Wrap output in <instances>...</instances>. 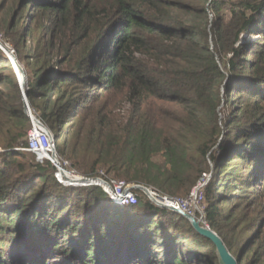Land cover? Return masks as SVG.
Listing matches in <instances>:
<instances>
[{
    "label": "trees",
    "instance_id": "1",
    "mask_svg": "<svg viewBox=\"0 0 264 264\" xmlns=\"http://www.w3.org/2000/svg\"><path fill=\"white\" fill-rule=\"evenodd\" d=\"M0 33L74 170L175 198L210 174L207 225L264 264V0H0ZM31 128L0 50V264H220L142 193L59 184L22 150Z\"/></svg>",
    "mask_w": 264,
    "mask_h": 264
},
{
    "label": "built area",
    "instance_id": "2",
    "mask_svg": "<svg viewBox=\"0 0 264 264\" xmlns=\"http://www.w3.org/2000/svg\"><path fill=\"white\" fill-rule=\"evenodd\" d=\"M215 1L208 0L210 5ZM6 46L12 54H15L11 46ZM17 74L23 90L24 99H26V92L22 86V77L19 73ZM30 119L32 128L28 134L29 148L24 150L25 152L34 154L37 161L41 164L50 162L57 170L55 179L59 184L66 187H99L119 206L137 205L142 193L157 207L172 212L173 210L181 211L201 221L203 226L209 227L206 222L207 205L205 204L206 199L204 193L210 181L208 175L205 176L207 182H199L185 199L169 197L151 188H147L150 192V196H148L143 190L139 189V185L109 178L102 171L96 176H83L73 169L72 164L68 160L58 156L55 138L53 139V134L42 125V122L36 119L33 114H31ZM196 214L200 217H196Z\"/></svg>",
    "mask_w": 264,
    "mask_h": 264
},
{
    "label": "water",
    "instance_id": "3",
    "mask_svg": "<svg viewBox=\"0 0 264 264\" xmlns=\"http://www.w3.org/2000/svg\"><path fill=\"white\" fill-rule=\"evenodd\" d=\"M0 49L3 51L7 59L11 62V64L14 66L15 70L17 73H19L22 77V86L26 92V99L25 101V109H26V114L30 117L32 114L30 104H29V99H28V94H27V77L25 74V71L23 67L19 64L18 59L15 54H12L9 50V48L4 45L0 41ZM42 125L49 130L43 123ZM51 133V131L49 130ZM52 134V133H51ZM54 139V137H53ZM141 190H143L148 196H150V192L147 189V187L140 186ZM173 212L178 213L188 219L190 223L192 224L193 228L204 238L210 240L215 247L217 248V252L219 255L220 259V264H239L238 260L231 254L229 249L227 248L225 242L223 239L216 233L214 232L210 227L203 226L201 221L197 220L195 217L189 216L181 211H176L173 210Z\"/></svg>",
    "mask_w": 264,
    "mask_h": 264
},
{
    "label": "rangeland",
    "instance_id": "4",
    "mask_svg": "<svg viewBox=\"0 0 264 264\" xmlns=\"http://www.w3.org/2000/svg\"><path fill=\"white\" fill-rule=\"evenodd\" d=\"M0 41L2 42V41H4V38H3V34H1L0 33ZM6 45H9L8 43L6 44ZM10 46V45H9ZM13 48V47H12ZM1 50V49H0ZM14 50V49H13ZM2 51V50H1ZM3 52V51H2ZM20 64V63H19ZM13 66V65H12ZM14 67V66H13ZM14 70H15V68H14ZM15 72H16V70H15ZM16 74H17V72H16ZM18 75V74H17ZM19 78V77H18ZM22 88V87H21ZM22 95H23V90H22ZM23 99H24V96H23ZM24 104H25V101H24ZM33 114V113H32ZM33 116H34V114H33ZM29 117V116H28ZM35 117V116H34ZM30 118V117H29ZM36 118V117H35ZM37 119V118H36ZM30 121H31V119H30ZM67 126H70V123L67 125ZM51 131V130H50ZM23 151H25L24 149H23ZM28 153V152H27ZM28 154H30V153H28ZM60 154V153H59ZM61 155V154H60ZM60 155H58V156H60ZM62 156V155H61ZM60 156V157H61ZM65 157V159L66 160H68V162H70L71 164L73 163L74 164V161L72 160V159H70V157L69 156H64ZM35 160L37 161V158H36V156H35ZM38 162V161H37ZM76 170H78V172H79V174H84L85 175V173L82 171V169L81 168H76ZM83 175V176H84ZM205 176H206V174H204L203 175V177H202V179H201V181L200 182H202V183H204V182H207V179L205 178ZM208 177H209V180H211V175L210 174H208ZM115 179V178H114ZM121 180V179H120ZM124 181V180H123ZM129 184H133V183H129ZM136 185V184H135ZM198 185V184H197ZM140 186V185H139ZM74 188H85V187H74ZM204 193H205V190H204ZM141 196V195H140ZM179 198H182V197H179ZM185 199V198H184ZM205 204L207 205V203H206V201H205ZM196 217H200L198 214H196Z\"/></svg>",
    "mask_w": 264,
    "mask_h": 264
},
{
    "label": "bare ground",
    "instance_id": "5",
    "mask_svg": "<svg viewBox=\"0 0 264 264\" xmlns=\"http://www.w3.org/2000/svg\"><path fill=\"white\" fill-rule=\"evenodd\" d=\"M66 176H67V174H66ZM68 177V176H67ZM69 178V177H68ZM70 179V178H69ZM71 180V179H70Z\"/></svg>",
    "mask_w": 264,
    "mask_h": 264
}]
</instances>
